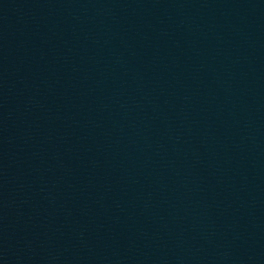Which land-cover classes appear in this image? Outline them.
Returning <instances> with one entry per match:
<instances>
[{
	"label": "water",
	"instance_id": "obj_1",
	"mask_svg": "<svg viewBox=\"0 0 264 264\" xmlns=\"http://www.w3.org/2000/svg\"><path fill=\"white\" fill-rule=\"evenodd\" d=\"M264 1V0H263Z\"/></svg>",
	"mask_w": 264,
	"mask_h": 264
}]
</instances>
